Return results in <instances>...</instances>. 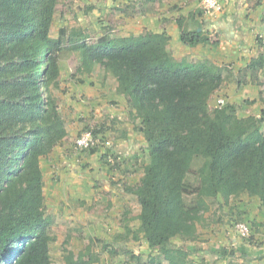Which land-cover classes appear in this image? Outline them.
Wrapping results in <instances>:
<instances>
[{
  "label": "trees",
  "instance_id": "16d2710c",
  "mask_svg": "<svg viewBox=\"0 0 264 264\" xmlns=\"http://www.w3.org/2000/svg\"><path fill=\"white\" fill-rule=\"evenodd\" d=\"M157 2L140 0L131 6L135 13H154ZM57 3L0 0V264H54L50 245L55 237L49 231L52 219L45 206L40 158L68 134L50 91L60 75L64 42L81 51V68L90 71L98 64L114 77L132 127L145 140L142 176L127 187L140 207L133 237L142 233L150 250L158 252L161 260L155 264H191L183 243L198 240L197 225L208 200L220 196L227 203L246 193L264 208V96L259 97L263 106L258 116L237 117L232 104L210 108L211 95L232 76L223 72L228 67L221 69L208 59H174L167 50L169 35L148 29L125 36L105 34L91 42L79 31L52 37ZM176 22L184 44L209 40L197 28L184 27L181 18ZM239 72L250 80L264 76V57L251 59ZM89 130L101 140L98 133L105 126ZM97 145L84 151L94 153ZM110 152L108 148L101 154L104 162ZM124 226L119 235L123 240L131 232ZM92 243L90 239L76 254L62 246L65 264L96 262L99 253ZM235 251L214 250L226 264H244Z\"/></svg>",
  "mask_w": 264,
  "mask_h": 264
},
{
  "label": "rangeland",
  "instance_id": "374dc122",
  "mask_svg": "<svg viewBox=\"0 0 264 264\" xmlns=\"http://www.w3.org/2000/svg\"><path fill=\"white\" fill-rule=\"evenodd\" d=\"M139 1L58 0L51 36L66 38L79 31L88 36L86 42H91L105 34L121 36L134 33L133 31L138 32L158 21L169 23L175 17L185 22L182 13L171 10L167 4L169 0H158L156 4L153 3L155 12L145 14L135 13V8L131 6L132 2L138 5ZM128 2L129 7H126ZM121 7L125 11H122ZM68 45L69 42H64L65 49L59 57L60 75L57 84L52 85L50 91L57 99L60 109L67 115L73 114L76 117L79 128L74 127L70 138L51 157L49 164H42L46 183L45 206L52 219L49 231L55 237L50 245L52 261L54 264H65L62 246L76 254L83 250L91 239L93 248H102L104 245L108 247L110 243L124 244L125 247L133 245L145 256L140 260V264H153L161 259L155 254L149 257L152 251L142 233L139 232L136 238L133 237L132 231H136L139 226L137 215L140 207L136 196L127 191V187L136 185L142 176L148 155L146 146L134 142L137 151H130L131 155L113 150L116 140L119 142L121 137L120 132L132 130V134L138 138L141 133H134L133 127L125 125L126 121L131 122V118L129 114L125 116L118 110L119 104L126 105V102L119 100L122 94L116 90L114 77L98 64H94L90 71L81 68V51L69 49ZM244 66L224 70V73L228 71L232 76L222 88L211 95L210 108H214L217 98L221 97L226 104L234 105L237 117L260 114L263 105L259 97L264 96V76L260 74L256 80H250L249 76L241 77V74H238L239 69ZM238 78L240 83L237 82ZM120 117L124 118V121ZM138 120L135 119V122ZM98 125H104L105 130L98 133L101 140L98 141L97 151L88 153L76 150L74 144L79 134L97 128ZM262 130L264 131V116ZM108 148L112 153L106 156L104 162L100 156ZM60 170L62 171L59 172ZM51 182L63 187L59 191ZM208 204L209 208L204 212L202 222L197 225L200 233L198 240L183 243L191 252V264H226V260L215 259L211 251L223 247L238 251L246 245L264 244V208L257 197L242 193L225 203L217 196L208 200ZM91 218L94 221L100 220L97 226L99 232L88 229ZM238 222L249 226L248 237L238 235L235 229ZM125 223L131 232L127 234V239L123 240L119 235L124 233ZM118 230L121 231L117 232ZM172 241L175 244L181 243L178 238H173ZM195 247H203L205 251L198 252ZM208 249L211 253H206ZM124 250L129 251L126 248ZM124 250L113 255L123 259L111 264H135L127 260L130 256ZM255 263L248 259L244 262Z\"/></svg>",
  "mask_w": 264,
  "mask_h": 264
},
{
  "label": "crops",
  "instance_id": "0c3cea01",
  "mask_svg": "<svg viewBox=\"0 0 264 264\" xmlns=\"http://www.w3.org/2000/svg\"><path fill=\"white\" fill-rule=\"evenodd\" d=\"M124 1L126 2L127 0ZM221 1L222 9L220 11L208 13L202 10L201 0H169V2H167L172 11L177 10L176 13H182V15L185 17V22L181 20L182 25L188 29L197 28V30L201 31L204 35L209 37V40L207 42H201L196 44L195 46H189L184 44L180 40V28L176 22V17L173 18V20L169 23H163L161 21H158L155 25H147L146 29L152 32H165L166 34H168L169 41L167 43V50L172 55V57L177 60L186 59L190 62L200 59H208L213 64L219 66L221 69H224L225 67L239 68L241 66L246 65L251 59L258 58L259 55H262L264 57V0ZM141 31L142 28L138 32H133L139 33ZM128 34L129 33H126L121 36H125ZM119 100H121V102L123 101L124 103L126 102V105L120 106L119 104L118 108L119 112L125 114L126 116L127 114H129L130 111L129 107H127V101L122 95L119 96ZM60 112L63 115L65 127L67 129L68 134L67 137L61 142V144L57 145L49 155L40 158L41 169L42 164H49L51 157H53V155H55V153L65 145L66 140L70 138L71 134L73 133L74 127L79 128L78 123L75 119L76 117L73 114L67 115V113L63 111V109H60ZM120 118L124 121V118ZM125 125H129V128L130 126L132 127V123L129 121H126ZM132 133V130H129L127 132L126 130H124L120 132L119 134L121 135V137L119 138V142L116 140V144L115 146H113V150L129 154L130 151H137L135 150L136 143L134 142H139V145H146L142 134H140L141 136H139L138 138ZM134 133H136V131ZM61 171L62 170H60L59 172ZM43 179L44 192V188L46 185L44 173ZM54 185L55 188H58L59 191L60 188L63 187V185L57 183L53 184L52 186ZM91 219L92 222L88 224V226H90V228L88 229H94L99 232V228H97V226L100 220L96 219L94 221L93 218ZM120 231L121 230H118L117 232ZM95 236L99 238L97 235ZM109 245L110 246H106L104 249H101V247L94 248L96 251H98L99 258L93 264H111V262L123 259L122 257L113 256L116 255L113 254V249L116 250L115 252H119L121 251V249L124 248L129 249V253H126L129 256L130 253H132V255L127 258V260L135 262V264H140V260L145 257L144 255H142V252L138 251L133 245L130 247H125L124 244L118 243H110ZM196 249L198 252L205 251L203 247H197ZM214 250L215 249H213V251L211 252L212 256H214L215 259H222L223 261L226 260V258H223L220 253L219 254L222 257L219 254L214 255ZM209 251L210 249H208L206 253H211ZM152 252L150 253V255L149 253L147 254V260L148 255L150 257L158 253L156 250ZM189 253L191 252L189 251ZM237 255V258H239V262L244 263L245 260L248 259L253 262H256L255 264H264V244H253L252 246H243L241 247L240 252L239 250L237 251ZM188 257L191 256L188 254ZM162 264L169 263L163 261Z\"/></svg>",
  "mask_w": 264,
  "mask_h": 264
},
{
  "label": "built area",
  "instance_id": "2783aa9c",
  "mask_svg": "<svg viewBox=\"0 0 264 264\" xmlns=\"http://www.w3.org/2000/svg\"><path fill=\"white\" fill-rule=\"evenodd\" d=\"M201 8L204 12H217L222 9L221 0H201ZM225 105L223 98L219 97L216 100L215 107L221 108ZM99 139L93 137L91 130L83 131L80 136L75 139L74 147L76 150H84L97 144ZM236 232L241 237H248L250 235L249 226L244 222H238L235 226Z\"/></svg>",
  "mask_w": 264,
  "mask_h": 264
}]
</instances>
